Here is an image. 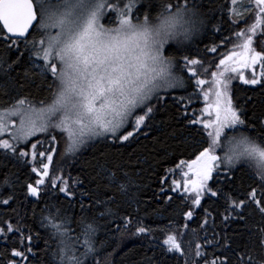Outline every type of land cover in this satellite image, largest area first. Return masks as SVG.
Returning <instances> with one entry per match:
<instances>
[{
    "label": "snow or ice",
    "instance_id": "snow-or-ice-1",
    "mask_svg": "<svg viewBox=\"0 0 264 264\" xmlns=\"http://www.w3.org/2000/svg\"><path fill=\"white\" fill-rule=\"evenodd\" d=\"M232 4L231 15H240L235 8L237 0H232ZM255 5L258 8L256 21L249 29L253 33L264 25V0H255ZM202 8V0H0V23L3 24L0 31L12 34L0 36V40L11 41L8 50L14 47L17 53L11 63L0 58V80L21 89L27 83L36 90L0 104V170L9 164L21 171L27 168L39 177L34 184L25 185L27 195L39 200L46 191L52 196V202L46 201L41 209V227L48 230L45 248L50 250L54 264H115L108 257L103 261L98 259L105 248L112 245L108 237L111 221L104 225L103 239L97 235L101 232L99 221L115 215L108 205L116 202L117 195H128L132 183L130 174L124 170V165L112 162L106 153L101 151L95 155L90 161L94 173L90 183L95 184V189L82 190L79 195L88 198L89 210L101 205L104 211L89 218L83 214V201H79L82 214L74 220L63 201L67 200L71 207L77 197L74 185L83 182L55 175V157L60 155L66 159L71 155L76 159L85 149L101 141L130 142L142 128L151 126L149 122L160 110L157 105L165 101L169 90L178 86L186 88L193 78L196 87L206 84L197 71L198 67H203L201 61L180 55L186 50L185 43L205 25ZM172 42L177 47L169 53ZM252 42V36H247L238 45L241 51H230L216 64L217 69L223 70L212 72L214 100L210 102L212 92L200 87L204 100L200 111L206 113V117L202 115L188 123L202 126L207 134L202 141L206 146L195 159L181 160L176 165L177 169L187 167L182 186L189 198L194 196V206L200 205L206 191L217 196L210 181L230 182L238 166L247 169L257 187L239 201L227 197L229 208L241 222L246 219L242 210L248 203H254L264 215V118L255 121L245 118L244 105L238 98L234 101L229 93L227 74L236 72V66L251 68L259 63L262 68L259 76L254 72L251 79H246L241 73L239 78L244 84L264 88V53L256 51ZM206 51L215 53L217 47ZM20 67H23L22 72L12 76ZM8 93V86L0 89V94L7 96ZM192 95H198L195 88ZM153 99L156 104L152 103ZM188 99L191 100V95ZM128 127L131 130H127ZM37 134H45L49 145L39 153L36 149L42 142H31ZM61 139L65 141L63 152L60 151ZM13 175L15 173L6 174L2 184L10 185ZM172 183L174 192L181 187L177 180ZM10 199L12 197L0 203L7 205ZM184 215L191 220L193 213L189 211ZM123 219L124 226H130L131 220ZM17 231L20 228H14L11 223L6 224V230L0 227V235ZM148 232V228L139 226L133 235ZM259 233L260 258L254 260L249 253L245 259L244 253H237L240 264H264V227ZM32 239L31 235L27 237L29 242ZM50 241L55 244L54 248ZM163 245L165 256L186 257L191 251V241L187 242L186 251L185 241L174 234L167 235ZM201 248V244L195 245V255L204 259L205 264H228L227 257L208 261ZM27 252L32 253L33 249L29 247ZM12 255L28 260L23 251L13 249ZM146 264H153V258L148 257ZM184 264H188L187 259ZM193 264L199 262L193 261Z\"/></svg>",
    "mask_w": 264,
    "mask_h": 264
},
{
    "label": "trees",
    "instance_id": "trees-1",
    "mask_svg": "<svg viewBox=\"0 0 264 264\" xmlns=\"http://www.w3.org/2000/svg\"><path fill=\"white\" fill-rule=\"evenodd\" d=\"M202 2L204 8L201 11L205 14V25L193 35L190 42L185 43L186 50L180 53L182 56L186 55L190 59L195 58L201 61L203 67L197 68L200 79L207 80L212 76V72L221 71L222 69L216 68L219 60L230 51L239 49L238 45L242 44L249 35L253 39L252 47L264 53V25L258 27L255 33L249 31L256 21L253 10L246 12L241 19L230 14V0H202ZM214 25L219 27H213ZM239 33L244 35L238 37ZM0 36L6 35L0 31ZM9 44L11 41L0 40V58L6 60L7 63H11L17 56L14 47L11 51L8 50ZM213 46L217 47L215 53L206 51ZM176 47L177 44H171L169 53ZM22 70L23 67L16 68L12 76ZM261 71L262 68L258 63L241 73L246 79H251L254 72L256 76H259ZM179 74L177 72V75ZM239 76L230 80L229 93L234 101L238 98L239 103L244 105L245 118L253 121L264 118V88L261 85L244 84ZM20 82L24 83L22 79ZM6 86L9 87V93L7 96L0 94V104H5L12 97L27 96L30 92L36 91L27 83L21 89L9 85L5 80H0V89ZM194 88L198 95H192ZM169 92L165 101L157 105L160 110L155 113L154 120L149 122L151 126L142 128L134 140L123 144L112 140L101 141L94 144L92 148L85 149L84 154L76 159L71 155H68L66 159H62L60 155L55 157L53 165L55 175H63L65 179L70 176L73 180L83 182L74 185L77 197L72 200V206H68L67 200L63 201V206L74 220L82 214L79 201H83L85 205L83 214L89 218L93 215L98 216L104 211V206L101 205L89 210L88 198L79 195L82 190L95 189V184L90 183L94 174L90 161L102 151L112 162L124 165V170L130 174L132 183L127 196L117 195L116 202L108 205L115 215L99 221L101 232L97 235L101 239H103L104 225L111 221L109 225L111 231L108 237L112 245L106 247L98 259L103 261L104 257H108L109 260H114L115 264H120L121 261L123 264H146L147 258L152 257L153 264H184L185 259L188 264H193V261L205 264L204 259L195 255L197 243L202 245L201 251L205 253L208 261L216 257H227L228 264H240L237 253H244L245 259L249 253L254 260L259 259L261 249L258 237L259 229L264 227V215L259 212L254 203H248L242 210L246 219L241 222L236 218V212L229 208L227 199L230 196L239 201L246 198L252 188L257 187L247 169L238 166L230 182L216 179L210 181L212 190L217 191V196L213 197L206 191L201 196L199 206L193 205L194 196L189 198V194L184 193L183 172L187 171V167L177 169L176 165L181 160L195 159L202 147L206 146L202 141L207 134L203 132L201 125L193 126L188 123L191 119L199 118L198 113L202 108L200 94L195 86V78L188 82L186 88L179 87ZM161 95L164 93L162 92ZM189 95H191V100L188 99ZM181 97H183L182 102H180ZM152 103L156 104L155 99ZM194 111L195 116H193ZM185 113L187 119H185ZM127 130L131 128L128 127ZM37 141L47 143L46 135L37 134L35 138H31L32 143H37ZM42 143L37 147V153L48 149V147L44 148ZM64 148L65 141L61 139L60 151L63 152ZM28 150L31 151V144L28 145ZM37 161H39V156ZM36 166L38 167L39 164L37 163ZM9 172L15 175L10 177V185H4L2 181ZM221 174L223 175V169H221ZM38 178L36 174L30 173L29 169L25 168L21 171L11 164L0 170V201L12 197L7 205L0 203V227L6 230V224L11 223L14 228H20V231L7 233L6 236L0 235V264H9L10 261L13 264L16 262L19 264H54L50 250L45 248L48 230L41 227V209L44 208L46 201L52 202V196L44 191L43 198L37 200L27 195L25 187L28 182L34 184ZM173 180L181 184L175 192L172 191ZM189 211L193 213L191 220L186 219L184 215ZM226 216L227 219H225ZM124 217L131 220L130 226H124ZM139 226L148 228L149 232L146 235L134 236L133 233ZM182 232L185 235L182 236ZM170 234L185 241L186 251H188L187 242L191 241V251L186 257H180L179 254H168L167 256L163 254L165 247L163 240ZM22 235L24 239H21ZM29 235L33 237L31 242L27 240ZM50 244L52 248L55 247L51 241ZM29 247L33 249L32 253L27 252ZM13 249L25 252L28 260L22 261L20 257H14ZM110 253L112 256H109Z\"/></svg>",
    "mask_w": 264,
    "mask_h": 264
},
{
    "label": "rangeland",
    "instance_id": "rangeland-1",
    "mask_svg": "<svg viewBox=\"0 0 264 264\" xmlns=\"http://www.w3.org/2000/svg\"><path fill=\"white\" fill-rule=\"evenodd\" d=\"M249 3H250V0H237V4H236L235 8H236V11H237L240 15H233V16L236 17V18H241V19H242V16H243L244 14H246V12H248V11H250V10H253V11H254V14H255V16H256V13L258 12V8H257L256 5H255V0H251V8H250V10H249ZM232 8H233V4H232V0H230V9H232ZM230 14H231V13H230ZM250 16H252V14H250ZM102 22H103V23H106V21H103V20H102ZM106 26H107V24H106ZM191 39H192V38H191ZM171 44L174 45V44H176V43H175V42H172ZM241 50H242V49L239 48V49L234 50V51H241ZM236 67H237V71H236V72H229V73L227 74V75L230 77V78H229V81H228V84L230 83V80H231L232 78H235V77L239 76V73L244 72V71L247 69V68H244V67H241V66H236ZM198 69H200V68H198ZM222 70H223V69H222ZM222 70H221V71H222ZM212 80H213V77H212V76H211V77H208V79L205 80V81H206V84L203 85V86H200V87H203V89H204L205 91H210V92L213 93L212 96H211V100H210V102H211L212 100L215 99V97H214V91H213V89H214V85L211 83ZM200 87H197V89H198L199 94H200V98H201V102H202V108H204L203 94L200 93ZM177 88H179V86H178ZM202 108H201V109H202ZM202 115L206 117V113L202 114L201 111H200V112L198 113L199 118H201ZM42 146H43L44 148H45V147H48V146H49V145H48V140H47V143H42Z\"/></svg>",
    "mask_w": 264,
    "mask_h": 264
},
{
    "label": "water",
    "instance_id": "water-1",
    "mask_svg": "<svg viewBox=\"0 0 264 264\" xmlns=\"http://www.w3.org/2000/svg\"><path fill=\"white\" fill-rule=\"evenodd\" d=\"M0 27H1V29H3V24L2 23H0ZM3 32H4L5 35H12V34L7 33L6 30H3Z\"/></svg>",
    "mask_w": 264,
    "mask_h": 264
}]
</instances>
